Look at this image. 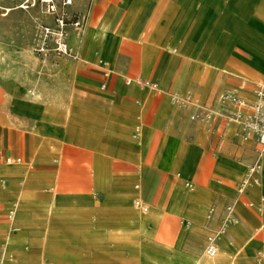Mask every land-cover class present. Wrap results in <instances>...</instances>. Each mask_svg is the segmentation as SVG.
Masks as SVG:
<instances>
[{"label": "crops", "instance_id": "0c3cea01", "mask_svg": "<svg viewBox=\"0 0 264 264\" xmlns=\"http://www.w3.org/2000/svg\"><path fill=\"white\" fill-rule=\"evenodd\" d=\"M71 5L83 17L71 96L25 91L22 51L8 45L19 23L0 16L12 17L0 26L1 260L111 264L120 244L145 264H264V160L237 191L251 138L222 117L189 119L169 97L251 98L264 84V0ZM227 204L235 219L206 255Z\"/></svg>", "mask_w": 264, "mask_h": 264}, {"label": "rangeland", "instance_id": "374dc122", "mask_svg": "<svg viewBox=\"0 0 264 264\" xmlns=\"http://www.w3.org/2000/svg\"><path fill=\"white\" fill-rule=\"evenodd\" d=\"M48 2L53 3V11L48 10ZM6 7L12 8L8 10ZM3 12L11 13L19 23L18 31L14 32V38L9 37L8 45L17 44L16 47L22 51L18 62L21 68L20 80L26 84L25 91L32 92L36 98L41 97V93L67 92L71 96L76 87L72 79L74 57L71 53L67 54L58 48L59 46L61 48V44L64 43L71 48L72 52H75L73 45L81 34L83 17L74 11L71 0L67 2L63 0H0V16ZM11 18L3 21L0 17V26L5 24L10 27ZM27 82L34 83L35 88L31 90L32 85L28 86ZM71 102L68 100L66 104L70 105ZM47 103L59 104L53 101ZM124 247L120 244H111V264H145L138 257L124 260L122 258ZM22 248L25 249L26 246ZM2 251L1 249V253ZM0 256L2 258L5 254ZM6 257H9L8 254ZM1 258L0 264H4Z\"/></svg>", "mask_w": 264, "mask_h": 264}, {"label": "built area", "instance_id": "2783aa9c", "mask_svg": "<svg viewBox=\"0 0 264 264\" xmlns=\"http://www.w3.org/2000/svg\"><path fill=\"white\" fill-rule=\"evenodd\" d=\"M67 1L63 0V2ZM47 7L48 10H54L52 2H48ZM58 48L67 54L71 53L72 57L76 56L75 52H72L71 48L64 43L61 44V48L60 46ZM142 82L156 87L155 82L148 80H143ZM169 97L172 103L177 104L181 108L191 106L188 113L189 119L208 123L218 117H222L226 121L237 124L238 135L242 139L251 138L254 156L236 186V190L241 191L249 176L259 169L262 160H264V84H254L252 86L250 99L238 95L233 90L224 89L218 93L214 105L197 103L192 100L189 94L171 92ZM135 204L141 209H145V206L140 204L138 200L135 201ZM212 210L213 206H209L207 215ZM232 211L230 204L225 205L218 227L205 235L203 252L206 255H213L216 252L218 236L224 232L226 224L235 219Z\"/></svg>", "mask_w": 264, "mask_h": 264}]
</instances>
